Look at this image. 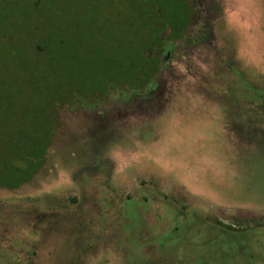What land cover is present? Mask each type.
Listing matches in <instances>:
<instances>
[{
    "label": "rangeland",
    "instance_id": "obj_1",
    "mask_svg": "<svg viewBox=\"0 0 264 264\" xmlns=\"http://www.w3.org/2000/svg\"><path fill=\"white\" fill-rule=\"evenodd\" d=\"M51 8L43 64L9 58L24 80L3 134L39 114L33 136L54 131L0 188V264H264V0Z\"/></svg>",
    "mask_w": 264,
    "mask_h": 264
},
{
    "label": "trees",
    "instance_id": "obj_2",
    "mask_svg": "<svg viewBox=\"0 0 264 264\" xmlns=\"http://www.w3.org/2000/svg\"><path fill=\"white\" fill-rule=\"evenodd\" d=\"M11 2L12 0H4L3 5L0 6V188L7 190L17 189L20 185L30 180L31 174L38 169L35 161L37 158L46 155L47 144L43 141H51V132L54 131L53 127L48 125L44 132L41 131V139L38 140L33 136L38 127L50 123L49 120L39 114L37 117L38 121H36L37 127H35L34 121L31 124V134L22 133L23 129L20 125L23 124L21 123L20 125L12 123L7 136L3 134L4 128L9 126V123L6 124L5 121L9 115L15 114V112L12 114V111L14 110L13 106H16L15 102H9L10 98H13L15 94L9 97L4 90L8 89L10 92L16 93L15 97L19 99V89L24 80L22 69L15 68L9 58L15 50H20L25 56L24 65H26L25 62H30L32 56L35 57L34 62H31L33 67L43 64L44 54L53 51V36L60 27L56 25V21L60 19H54L52 15L53 0H46V2L32 0L31 3L27 2V0H21L22 15L16 16L14 14L12 20L10 19L11 9L8 7ZM6 3L8 6H6ZM68 12L70 21L74 22L75 31L77 30L75 27L76 21L81 20L83 17L85 18L86 13L84 15L83 11H71L70 9ZM61 15H63L62 12L59 13V16ZM176 16L177 14L174 15V18ZM87 20L88 29L92 32L95 29L94 27L93 30L91 28L93 17L89 16ZM70 21L65 26L66 31L72 27ZM138 25L140 23L136 24L137 27ZM100 27L103 26L101 25ZM29 49L30 52L27 51ZM33 70L35 71V69ZM43 77L40 76L39 78ZM26 81H28L27 78ZM6 98L9 99L7 104L4 103ZM41 141L42 144H40ZM18 161L24 163V167H21Z\"/></svg>",
    "mask_w": 264,
    "mask_h": 264
},
{
    "label": "flooded vegetation",
    "instance_id": "obj_3",
    "mask_svg": "<svg viewBox=\"0 0 264 264\" xmlns=\"http://www.w3.org/2000/svg\"><path fill=\"white\" fill-rule=\"evenodd\" d=\"M11 6V13H10V19L12 20V17L14 16V14L16 16L22 15V4L18 1V0H12V2L9 4ZM6 6H8V4L6 3ZM8 6V7H10ZM4 7V6H3ZM14 20V19H13ZM11 22V21H10ZM4 234L0 235V242L1 245L3 246V243L6 241V238L3 236ZM3 260V258L1 259ZM11 262V260L7 261L4 260V263L9 264Z\"/></svg>",
    "mask_w": 264,
    "mask_h": 264
}]
</instances>
